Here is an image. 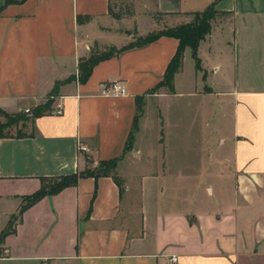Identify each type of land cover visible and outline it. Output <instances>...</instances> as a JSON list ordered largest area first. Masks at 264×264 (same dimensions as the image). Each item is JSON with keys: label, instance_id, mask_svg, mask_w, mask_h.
Returning a JSON list of instances; mask_svg holds the SVG:
<instances>
[{"label": "crops", "instance_id": "0c3cea01", "mask_svg": "<svg viewBox=\"0 0 264 264\" xmlns=\"http://www.w3.org/2000/svg\"><path fill=\"white\" fill-rule=\"evenodd\" d=\"M5 1L0 109L24 112L50 96L51 110L0 137V231L41 177L117 159L123 182L87 176L42 196L0 243V264H264V0H153V16L212 3L230 16L201 42L202 70L185 48L172 90L156 88L178 47L171 36L100 60L79 81L80 59L138 36L109 0ZM109 80L126 93L100 95ZM168 127L181 149L163 148Z\"/></svg>", "mask_w": 264, "mask_h": 264}, {"label": "trees", "instance_id": "16d2710c", "mask_svg": "<svg viewBox=\"0 0 264 264\" xmlns=\"http://www.w3.org/2000/svg\"><path fill=\"white\" fill-rule=\"evenodd\" d=\"M22 1L24 0H6L5 3ZM110 2L111 0H109V13L112 17L116 19L126 17L123 16L121 13L115 11L112 8ZM127 14L130 17L133 14V11L129 10ZM185 14L192 16V18L187 22H182L170 27H166L162 30L151 31L144 38H137L135 41H131L120 48H116L115 46H109L104 51L91 52L88 58H82L78 62L79 81L84 82L91 73L93 66L100 60L108 58L113 54L127 50L129 48L143 46L157 39L158 37L171 36L178 40V47L165 69L163 79L157 84L156 88L160 86H166L169 90H172V79L174 74L180 69L182 65L183 53L185 48L188 47L190 49V54L192 59L194 60L195 69L202 70V61L199 55V48L201 42L205 40L206 37L212 32V22L214 18L218 14H227V12L216 9L215 3H212L207 6L204 10L193 11ZM154 17L157 21L159 20L157 15H154ZM54 88L56 89V86ZM50 104L51 100L48 99L44 104L32 108L31 116L34 117L49 112L51 110ZM2 118L5 119L4 122L1 121ZM29 118L30 116L22 111L14 114H9L0 109V137L10 135V132L6 130L7 128H10L12 125H15L19 122L24 124L26 121L29 120ZM21 134V132L17 133V135ZM130 136H132V134H129V139H131ZM116 162L117 159H112L110 161H101L92 169L87 168L77 173L59 175L54 177H41V185L39 189L29 195L22 197L17 212L11 215L7 226L2 231H0V243L3 242V239L7 234L14 232V222L20 218V215L24 209L34 204L42 196L52 195L59 192L65 187L75 185L79 178L87 176H93L97 178L98 176L111 175L115 182H117V184L121 186L123 180L118 177L115 172Z\"/></svg>", "mask_w": 264, "mask_h": 264}, {"label": "rangeland", "instance_id": "374dc122", "mask_svg": "<svg viewBox=\"0 0 264 264\" xmlns=\"http://www.w3.org/2000/svg\"><path fill=\"white\" fill-rule=\"evenodd\" d=\"M110 3H111L112 8L115 11L121 13L123 16H126V17H123V18H126L125 20L133 21V23H136L139 25L138 28L135 27V29L130 32V33L138 35L136 37H133V41H135L137 38H140V37L144 38L151 31L162 30L166 27L176 25L177 21H186V20H190L192 18V16L183 15L182 13L176 14V16H165V15L157 13V16L159 18V20H158L159 23H156V25L151 26V25H148V21H152V20L156 21V18L152 15V14H154V12H153L154 11L153 10V0H111ZM129 10L135 11V14H136L135 17L134 16L129 17V15L127 14ZM151 15H152L153 19L150 18ZM223 19L229 20L230 16L228 14H218L214 18L212 25L213 26L217 25ZM125 20H122L123 25L126 24ZM180 23H182V22H180ZM177 24H179V23H177ZM226 30H228V29H226ZM140 33H142V34H140ZM225 34H227L226 31H225ZM188 62L191 63V65H192L191 58H189ZM188 62L186 63V66H185L186 69L189 68ZM177 86L179 87L180 91L184 90L185 82L182 80V78H179V81L177 82ZM160 87H163V86H160ZM160 87H158V88H160ZM164 88H167V87L164 86ZM217 88L218 87H216V89ZM179 97H181V95L175 96L174 99H180ZM48 99H50V96L45 100V102ZM194 107L191 106V114L190 115H192L194 113L195 109H197V107H195V108ZM207 107H208V105H207ZM174 108L176 110L179 109V107H177L176 102H175ZM1 121L4 122L5 119L2 118ZM20 123L21 122L17 123L15 128L13 127L14 125H12L10 128H7L6 130L8 132H12L15 134L18 132H21V129H18V126L20 125ZM212 125H214V124H212ZM199 132H201V129H199V123H197V126H195L193 129H191L189 132L188 142L190 143L191 146H193L194 144L195 145L199 144L198 143L199 142ZM163 133L165 135V137H164V144L165 145H163V148L165 150L167 149V147L169 149H175V148L181 149V145H182L181 137H179L177 139V133H176L174 128L168 127L167 131L164 128ZM154 136L155 135L153 134V137ZM161 151H162V148H161V146H159L158 152H155V153H158V159L161 158ZM192 157L193 156L191 155V158Z\"/></svg>", "mask_w": 264, "mask_h": 264}, {"label": "built area", "instance_id": "2783aa9c", "mask_svg": "<svg viewBox=\"0 0 264 264\" xmlns=\"http://www.w3.org/2000/svg\"><path fill=\"white\" fill-rule=\"evenodd\" d=\"M126 93V87L121 81L117 80H109V81H103L99 84V94L103 96H115V95H123ZM26 114L31 113L30 108H25L23 110ZM55 114H61L62 113V105L58 104L57 107L52 110ZM170 261H176L175 257H171L169 259Z\"/></svg>", "mask_w": 264, "mask_h": 264}]
</instances>
